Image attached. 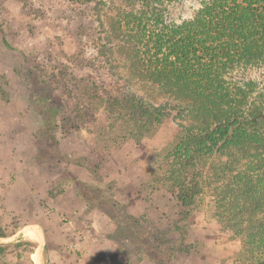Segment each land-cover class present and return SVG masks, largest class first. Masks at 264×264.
Here are the masks:
<instances>
[{
  "label": "trees",
  "instance_id": "obj_1",
  "mask_svg": "<svg viewBox=\"0 0 264 264\" xmlns=\"http://www.w3.org/2000/svg\"><path fill=\"white\" fill-rule=\"evenodd\" d=\"M67 1L79 7L76 37L92 53L80 81L101 115L95 147L110 156L174 124L135 185L139 200L167 199L177 220L204 213L235 241L238 264H264V0H193L178 20L174 8L192 0H119L105 19L111 0ZM51 116L38 141L57 128ZM91 193L90 206L99 199ZM153 229L161 239L149 242L152 261L188 255L172 230Z\"/></svg>",
  "mask_w": 264,
  "mask_h": 264
},
{
  "label": "rangeland",
  "instance_id": "obj_2",
  "mask_svg": "<svg viewBox=\"0 0 264 264\" xmlns=\"http://www.w3.org/2000/svg\"><path fill=\"white\" fill-rule=\"evenodd\" d=\"M122 5L119 0L109 1L103 19ZM191 6L193 0L176 6L174 20L189 16ZM78 9L67 0H43L42 5L40 0L31 4L0 0L3 236L24 225H38L45 264H165L148 256L159 259L148 246L161 239L155 227L172 230L169 239L190 245L188 255L175 252L166 264H238L235 241L226 240L204 213L191 222L177 220L179 209L167 199L151 207L135 193L148 160L166 143L174 124H164L154 135L110 156L95 147L91 130L97 128L101 115L80 81L92 53L76 37L82 17ZM48 105L53 109L47 110ZM51 113L58 126L47 129L38 141L36 132ZM91 192L99 199L90 206ZM113 200L134 218L118 211ZM26 232L12 243L0 244V264H36L38 237Z\"/></svg>",
  "mask_w": 264,
  "mask_h": 264
},
{
  "label": "water",
  "instance_id": "obj_3",
  "mask_svg": "<svg viewBox=\"0 0 264 264\" xmlns=\"http://www.w3.org/2000/svg\"><path fill=\"white\" fill-rule=\"evenodd\" d=\"M28 230H32L38 237V243L36 249L34 250V260L36 264H45L43 261V251H44V239L41 228L36 225H24L19 230L7 236H0V244H9L20 238V236Z\"/></svg>",
  "mask_w": 264,
  "mask_h": 264
},
{
  "label": "bare ground",
  "instance_id": "obj_4",
  "mask_svg": "<svg viewBox=\"0 0 264 264\" xmlns=\"http://www.w3.org/2000/svg\"><path fill=\"white\" fill-rule=\"evenodd\" d=\"M26 233H31L33 235V232L32 231H27Z\"/></svg>",
  "mask_w": 264,
  "mask_h": 264
}]
</instances>
